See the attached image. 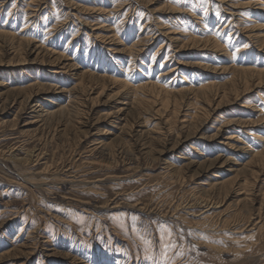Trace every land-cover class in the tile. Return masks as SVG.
<instances>
[{
  "label": "rangeland",
  "instance_id": "374dc122",
  "mask_svg": "<svg viewBox=\"0 0 264 264\" xmlns=\"http://www.w3.org/2000/svg\"><path fill=\"white\" fill-rule=\"evenodd\" d=\"M260 21L264 0H0V264H264V83L230 92L264 72Z\"/></svg>",
  "mask_w": 264,
  "mask_h": 264
},
{
  "label": "bare ground",
  "instance_id": "6f19581e",
  "mask_svg": "<svg viewBox=\"0 0 264 264\" xmlns=\"http://www.w3.org/2000/svg\"><path fill=\"white\" fill-rule=\"evenodd\" d=\"M141 1V0H140ZM148 1H151V0H148ZM262 3V2H261ZM260 3V4H261ZM246 7H249L248 5H245ZM245 7V8H246ZM237 9V8H236ZM261 18V17H260ZM260 18H258V19H260ZM262 19V18H261ZM260 19V20H261ZM250 21V20H249ZM248 23V22H247ZM260 23H261V21H260ZM252 24V23H251ZM253 24H254V22H253ZM256 24V23H255ZM254 24V25H255ZM262 24V23H261ZM261 24H259L258 23V25H256V26H254V27H250V29H251V31H250V39L252 38V39H254L255 40V45H258V49H260L263 53H264V25L263 26H261ZM4 26V25H3ZM103 29V28H102ZM196 29V28H195ZM99 30V29H98ZM91 31V30H90ZM247 31H249V30H247ZM101 32V31H100ZM98 33V32H97ZM171 33V32H170ZM8 34V33H7ZM29 34V33H28ZM172 34V33H171ZM176 34V33H175ZM104 35V34H103ZM106 35V34H105ZM170 35V34H169ZM17 41V40H16ZM54 41V40H53ZM108 43V42H107ZM199 42H196V41H194L193 43H192V45L194 46V45H197ZM29 44V43H28ZM27 44V45H28ZM205 44V46L206 45H210V43L209 42H205L204 43ZM26 45V46H27ZM37 47V46H36ZM110 47V46H109ZM215 47H216V49L217 50H221L222 49V47L220 48V46L219 45H217V44H215ZM73 48V47H72ZM37 49H38V47H37ZM132 49V48H131ZM213 49V48H212ZM35 50H36V48H35ZM41 52V51H40ZM222 52V51H221ZM39 53V52H38ZM116 53V52H115ZM42 54V53H41ZM53 54V53H52ZM51 54V55H52ZM57 54V53H56ZM38 55V54H37ZM62 56V55H61ZM64 56H62V58H63ZM57 58H59L58 60H60L61 59V57H60V54L58 55V57ZM54 61V60H53ZM63 63V62H62ZM65 63V62H64ZM106 65V64H105ZM116 66V65H115ZM114 66V67H115ZM62 69L63 68H68V69H70V68H73L72 66H70V65H68V64H64V65H62V67H61ZM118 69H119V67H118ZM207 69V68H206ZM252 69V68H251ZM251 69H248V68H245V69H233L232 71L235 73V75H234V77H233V79H232V81L230 82V87H232V90L230 91V90H228V91H230V92H234L235 94H237L238 93V91H239V89L241 90L242 88L244 89V88H246L247 86H249L250 84H253V83H257L256 85H261V84H263L264 83V72L263 71H254V70H251ZM73 70V69H72ZM258 70V69H257ZM75 71V70H74ZM108 73H110V72H108ZM85 73H83V75H84ZM89 74V77H91L92 79L93 78H96V75L94 76L92 73H88ZM84 76H82V78H83ZM86 77V76H85ZM112 77V76H111ZM113 78V77H112ZM127 78V77H126ZM55 79V78H54ZM84 79V78H83ZM101 79L103 80V79H105V77H101ZM118 79V78H117ZM88 80V79H87ZM91 80V79H90ZM94 80V79H93ZM119 80V79H118ZM118 80H113V79H109V81L112 83L111 85H113V86H117V89H119V92H117L116 94H118L120 97H122V100L123 99H126V97L128 98L129 96L127 95V94H124L125 92H127V93H130V92H135V94H137V93H141V92H148V96H149V94L152 96V97H154V96H160V97H164V98H166V99H169V98H174V97H177V96H179V97H181V98H183L184 96H186V92H177V93H164L163 94V92L159 89V88H157L156 86H154V85H144V86H139V87H135V88H133V87H130V86H128L127 85V81H125V83H123V82H121L120 80L118 81ZM128 80V79H127ZM85 81V80H84ZM83 81V82H84ZM92 81V80H91ZM106 81V80H105ZM155 81V80H154ZM81 82V81H80ZM141 83V82H140ZM78 85V84H77ZM131 85V84H130ZM180 85V84H179ZM255 85V86H256ZM80 86V85H79ZM90 87V84H89V86H88V89H90L89 88ZM78 88V86L76 87V89ZM218 87L217 86H209V87H203V88H200L199 90H196L195 92H196V95L199 97V99H200V101H206L207 103H209L210 102V100L214 97V92H217V89ZM227 89H228V86L226 87ZM254 88V87H253ZM257 88H260V87H258L257 86ZM82 89V88H81ZM84 89V88H83ZM82 89V90H83ZM85 89H86V86H85ZM103 89V88H102ZM112 89V88H111ZM81 90V91H82ZM80 91V90H79ZM92 91V90H91ZM242 91V90H241ZM240 91V92H241ZM224 95H226L225 94V92L223 93V96ZM228 95V94H227ZM231 95H233V94H231ZM231 95H228V96H231ZM145 96V95H144ZM138 97H140V96H138ZM223 98V97H222ZM174 99H177V98H174ZM227 99V98H226ZM183 100V99H182ZM86 101V100H85ZM177 102H178V99L176 100ZM121 106H123L122 107V109H119V111H118V113L120 114V113H123V112H125V111H128L129 110V106L131 107V110H132V108H133V105H134V107H138L139 106V104L137 103H130V101L129 102H122L121 101ZM178 104V103H177ZM204 104H206V103H204ZM181 105V104H180ZM124 107H126L125 109H124ZM64 108V107H63ZM130 110V111H131ZM68 111V110H67ZM63 112V111H62ZM131 114H132V112H131ZM168 123V122H167ZM162 138V137H161ZM232 138L233 137H228V138H226L225 140H232ZM214 139V138H213ZM181 141H182V139H181ZM228 145H230V144H228ZM233 147V146H232ZM238 151V150H237ZM224 152V151H223ZM224 154V153H223ZM231 156V155H230ZM258 160H264V152L263 153H260L259 155H255V157L251 160V161H249L248 163H246V165L244 166V168H249V167H251L255 162H257ZM227 161V160H226ZM215 162V161H214ZM190 163V162H189ZM213 163V162H212ZM261 163V162H260ZM216 165V164H215ZM243 169V168H242ZM225 184V183H224ZM119 262V261H118Z\"/></svg>",
  "mask_w": 264,
  "mask_h": 264
}]
</instances>
